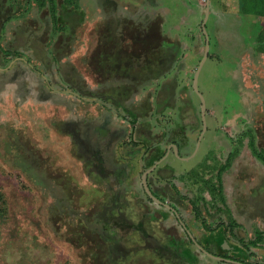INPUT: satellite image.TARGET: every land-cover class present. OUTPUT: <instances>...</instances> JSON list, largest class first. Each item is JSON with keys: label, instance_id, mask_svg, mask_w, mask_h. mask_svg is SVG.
Here are the masks:
<instances>
[{"label": "rangeland", "instance_id": "obj_1", "mask_svg": "<svg viewBox=\"0 0 264 264\" xmlns=\"http://www.w3.org/2000/svg\"><path fill=\"white\" fill-rule=\"evenodd\" d=\"M211 1L216 0H165L168 8L176 11L177 6L179 10L178 16L169 18L168 28L171 30L167 28V34L162 36L168 51L167 56L161 57L154 53L165 51V46L160 48V35L156 40L153 35H146L144 28H137L131 23L130 27H125L126 32L123 31L118 37L115 17L108 13L111 10L106 14L108 7H104L102 13L94 11L96 5L101 4L100 0H85L87 10L94 11L92 14L83 12L81 7L76 8V3L81 0H56L55 7L50 0H0V45L5 49L4 53L0 48V68L7 69L0 70V76L5 71L24 76L32 74L34 70L30 66L34 64L51 78L56 89L72 88L87 98L108 104L106 110L110 116H114L113 110H118L121 117L135 125L131 139L148 138L150 151L142 157L143 163L141 161L138 172L135 160L130 164L129 171L133 177L130 187L123 190L120 185L122 189H118V196L129 201V207L120 210L111 207L114 211L113 215L111 212L107 215L108 226L115 220L127 222L132 216H136L137 223L147 213L154 216L153 219L148 216L143 218L149 232L155 233L154 229H158L160 221L163 228L173 227L174 219L167 221L165 210L148 198L142 185L144 171L150 163L166 154L167 146L171 143L180 141L185 149L180 146L181 155H177L172 148L169 158L163 160L148 178L150 181L151 175L154 192L163 197L161 171H167L176 164L180 170L189 171V176L194 177L200 166L205 167L204 175L209 174L225 160L224 153L226 155L230 149V139L237 140L236 148H239L238 142L244 139L246 130H254L259 136L258 142L264 135V17L257 13L255 7L251 8L254 9L253 13H242L238 0H224L223 3L219 0V9L210 11L213 15L206 25L209 56L205 60L206 41L201 34V24L208 5L211 7ZM82 22L88 25L83 26ZM123 35L133 43H129ZM154 43L157 47L153 48L156 51L151 55L147 51ZM74 45L84 46V50L88 47L89 51L86 48L83 58L82 52L80 58L72 56ZM126 50L136 58L130 61L132 58L125 56ZM144 54H149L150 60ZM121 56L128 59L127 62H123ZM87 58L88 61L80 65L91 73L90 79L70 73V69L76 67L69 66L67 62L75 64ZM139 58L144 61H138ZM62 59L66 64H59ZM200 67L196 91L194 78ZM64 73L68 76L71 74L72 79H66ZM24 80L19 79L16 87L9 83L11 88L5 92L0 87V264H169L158 260V255L150 247H146L147 250L144 248L145 255L128 252L123 247L133 246L137 241L123 239L113 234L112 230L110 236L103 232L99 215L101 207L96 202L109 204L108 200L115 194V189L110 197V194L107 196L109 192L101 190V186L94 187L96 183H90L87 192L81 190L80 185H73V188L63 186V182L62 185L57 184L56 188L50 185L49 178L57 181L56 176L47 173L46 169L41 173L39 169L43 170L42 165H46L47 169H52L50 171L60 170L54 154L57 153L56 147L61 148L59 142L63 139L57 132L43 134L45 126V129L38 127L37 132L33 130L32 124L36 125L47 118L49 112L45 107L39 110L38 106L41 105L36 99L21 105L22 95L30 94L28 96L37 98L34 96L35 89L41 87L30 83V78ZM95 81L98 87L93 84ZM73 100L80 103L77 98ZM100 102L95 103L99 109L103 106ZM87 104L89 106V102ZM203 105L206 109L205 126L201 112ZM57 113L59 118L67 116L62 109ZM17 119L24 124L19 125ZM238 126L241 130L237 132ZM82 127L75 122L64 127L70 133H78V139L86 137L89 151L86 152L85 163L77 166L76 161H72L75 171L71 177L73 182L83 180L86 176L81 171L92 165L95 167L94 163L107 168L113 165L115 170L118 162L112 164L113 158H108L111 149L115 148L111 144L115 143L113 135H101L99 132L95 135V131L90 133L92 129L89 125L87 129ZM58 128L61 129V126ZM21 129L26 130L23 137L17 135ZM33 134L41 136L44 141L49 137L53 139L52 142L55 139L54 148L49 150L33 145L34 151H31ZM246 141L244 139V145ZM89 145L95 147L94 150L101 147L102 155L98 152L93 158L94 150H90ZM244 145L241 144V147ZM197 147L200 154L192 158ZM249 148L255 151L254 146L249 145ZM18 150L24 155L21 161L15 159ZM185 153L189 154L190 159L181 161ZM206 155L207 164L203 163ZM253 157L257 158L255 154ZM16 162L29 174L19 173ZM60 162L64 163L62 160ZM116 172V177H119L121 172ZM99 177L91 176L88 179L97 180ZM209 178L204 180L206 187H210L212 182ZM31 179H36L41 185L38 186ZM193 182L191 180L189 186L183 189L185 196L191 199L195 194L203 195L200 191L203 185L191 186ZM211 210L214 212L216 209ZM205 216H210V213ZM174 226L177 228L178 224ZM116 244L123 246L115 248ZM190 245L195 248V245ZM213 249L215 253L231 255L239 260H252L238 246H232L229 242L225 244L223 240L213 244ZM207 256L200 254L203 264L222 263Z\"/></svg>", "mask_w": 264, "mask_h": 264}, {"label": "crops", "instance_id": "obj_2", "mask_svg": "<svg viewBox=\"0 0 264 264\" xmlns=\"http://www.w3.org/2000/svg\"><path fill=\"white\" fill-rule=\"evenodd\" d=\"M100 1H101V4L96 5V10L94 11L95 13L96 12L102 13L103 8L108 7L109 9L106 10L105 12L106 14L109 10H111L108 13L111 14L113 18L115 17V20L117 21V22L115 21V24H117V27L119 28L118 37H119V34L122 35V32L125 31V27L127 26L130 27V24L132 23L137 28H141V27L144 28V31L146 30L144 33H146V35H149V34L153 35V38L156 40L158 38L157 36L160 35V38H159V41L161 42L160 48L165 46L164 50L166 52L162 50L163 52L161 51L162 52L161 54L159 52H154V53L155 55L159 54L161 57L167 56L168 45L166 42L162 41L163 39L162 36L167 34L166 30L169 26V22H170L169 18H173L174 15L178 16L177 6H176V11H173L167 7L165 0H126V1L100 0ZM208 2H210V0ZM79 7H81L83 12L86 11L87 14H92V12L94 13L92 9L87 10L86 8L87 4L85 3V0H81L80 3L78 2L76 3V8H79ZM207 8H209V10L211 11L209 5ZM212 15L210 12L209 17ZM207 23H208V20H207ZM82 25L86 26L88 24H85L84 22H82ZM82 25H81V28L83 27ZM168 29L171 30V28H168ZM151 30H153L154 32H150ZM201 30H202L201 34L205 38L206 47H207V39H206V35L204 32V28H203V23L201 24ZM123 37L125 38L126 35H123ZM126 40L129 43H131V40L128 39L127 37H126ZM2 47L3 46L0 45V48L4 52L5 49H3ZM154 47H157L155 43L154 45L150 44L149 50L147 52H149V54L152 55L153 51H156L155 49H153ZM82 48H84V46L79 47L78 45L77 46L74 45V52L72 51L73 52L72 56L75 55L76 57L79 56L80 58L81 57L80 55L82 52L81 58H83V56L85 55L84 53L86 52V48H87V51H89V49L88 47H85V50ZM205 52H206V49H205ZM132 54H135V53H132ZM149 54H144L143 56L144 57L147 56L148 60H150ZM125 56L126 57L130 56L132 58L130 61L136 58L134 57L135 55L132 56L128 50H126ZM63 59H67V57H64ZM63 59L62 61H60L59 63L60 65L66 64V63H63ZM88 59L89 58L85 60L82 59V61L75 62V64L66 61L69 66L74 65L76 67V68L74 67L75 69H70V73L79 75L81 78L90 79L91 73L80 65L81 62L86 63L85 61L86 60L88 61ZM121 59H123V62H127L128 60V59H125L123 56H121ZM138 61H144V60H141L139 58ZM30 68L35 71V74L33 73L34 71H32V74L24 76L16 72L5 71V74L4 75L1 74L2 76H0L1 78L0 87L5 92V90L11 88L9 87V83L11 84V86L14 85V87H16L17 83L20 82L21 80L24 82L25 78H30L31 79L30 83L36 86L38 85L41 86L35 89L34 96L36 95L37 98H32V96H28L30 94L25 95V96L22 95L21 105L24 106L25 104L29 103L30 100H34V99L38 100L39 102L38 104L41 105V106H38V109L42 110L43 108L41 107L47 108L49 115L47 118H43L41 121H38L36 125L35 123L32 124V126L34 127L33 130L37 132L36 129L38 127L42 126L41 128H44L45 126L46 131L43 132V134L46 132L50 133V131H53V133L57 132L61 136L63 141L59 142V146L61 148L56 147V151L57 153L59 152V155L57 156V153L54 154V158H56V163L59 164L60 170L50 171L52 169L49 170L47 169L46 165H42L43 170L39 169V171L41 173H44V169H46L47 173L49 174L51 173L53 176H56L55 179H57V181L59 182L55 181L54 179L51 180L50 178L48 180L50 185H52L54 188L57 187V184L62 185L61 183L63 182V186L67 185L72 188H73V185H80L79 188L87 192L89 184L96 183L94 184V187L98 188L99 186H101V190L102 191L105 190L106 193L109 192L107 196L110 194V197L112 195V190L115 189V194L113 193L112 198L108 200L109 204L103 201L96 202V204H99L97 206L101 207V212L99 215L101 218L100 225L102 227V230L104 233H107L110 236L111 235L110 234L111 225L110 226L107 225L108 223L107 215H109L108 214L109 212H111V214L113 215L114 209L111 207H114V208L116 207L118 208V210H120L121 208L129 207V201H127L126 199L123 200L118 196L117 194L119 191L118 189H122L120 185L123 187V190L130 187L129 184L133 178L130 175L131 171H129V169L131 168L130 164L133 162V160H135V168L138 172V168L141 165V161L143 163L142 157H145V154H147V152L150 151L148 150L149 149L148 138L143 135L145 138H142V140L134 139L136 141V143H134L133 142L134 140L131 139V136L133 134L135 125L131 124L129 122L130 120H126L125 117H121L122 115L118 112V110L116 109L115 111L113 110L114 116H110V112L106 110L108 109V107L103 105L100 101L87 98L86 95H84L81 92L76 93L72 88L65 89V90L56 89L53 86L51 78H48L47 75L41 72V70H39L36 65L32 64ZM123 68L126 69L125 66ZM0 70H7V69L0 68ZM94 74L97 75L98 73L94 72ZM63 75L66 79H70V78L72 79L73 77L71 74L70 76H68V74L66 73H64ZM93 84H95L96 87L99 86L97 81H95ZM126 85H128V83H126ZM7 95H9V93ZM74 98H77L80 101V103H75V101L73 100ZM81 99L84 100V102L81 101ZM88 102H89V106L87 104ZM99 102L103 105L101 107V109L103 110L99 109V107H97V105L95 104ZM61 109L64 110L65 115L67 114L66 118H59V114L57 113V111ZM76 110H77V113H76ZM115 112L119 116L116 115ZM120 118H123V119H120ZM256 119L257 118H254V120ZM16 122L19 123V125L24 124V122H22L21 119H17ZM61 122L63 124L59 125L58 123H61ZM73 122L79 125H82L83 127H86V129L89 125L92 129L90 133L95 131L94 133L95 135L97 132H99L101 133V135H106V134H110L111 136L113 135L112 139H114L115 137V143H111L112 145L115 146V148L113 150L111 149V152L108 155L109 159L113 158L112 164L114 161H118L117 164H115V170H113V165H111L110 168H107V167H104L103 165H100V164L96 165V163H94L95 167H93L92 165V167H89V169H85V171H81L82 172L81 174L82 175L84 174L87 178L83 177V180H81L80 182H73L71 177H72V174L75 173V171H73L74 166H72V161L75 160L77 166L82 163H85L84 159L86 160L87 158L86 152L88 151L87 142L85 140L86 137L78 139L77 137L78 133H70L69 131H67L68 129L64 128L69 123H73ZM60 126L62 130L58 128ZM239 129L241 130V127L238 126L237 132L239 131ZM24 131L26 130L21 129L19 132L20 134L18 133L17 135H19L20 137H23ZM59 131L61 132L64 131V133H59ZM261 136L262 138L260 139L261 140L260 142H258L259 136H257L256 138L257 146L259 148L264 149V135H261ZM31 138H32L30 141L32 144L30 146V148H32L30 149L31 151H34L33 145L42 146L49 150L54 148L55 139H54V142H52L51 140L53 139H50L49 137L47 141H44L42 140L41 136L37 137L36 134L31 135ZM243 138L246 139V137H243ZM244 139H242L241 141L242 146L244 145L243 144ZM197 140H198V137H197ZM197 140H196V143H197ZM199 140H200V137H199ZM248 141L249 139H247L244 147H241V145H239L241 149L239 150L238 157L232 162V164L229 167L225 169H223V167L226 165L228 161V157L230 156L233 149H237L236 148L237 146L235 145L233 146V143H231V139L229 142L230 149L226 152V155L224 153L225 160L220 162L221 165L219 167H214V169L209 174L207 173L206 175H204L205 173L203 169L205 167L203 168L200 166L197 169L198 172L194 173L195 174L194 177L191 175L189 176V173H188L189 171L180 170V168H178L176 164L172 165L169 170L167 171L164 170L160 172L161 173V183L163 186V189L161 191L163 192L165 196L163 197L159 194L157 195V193L156 195L161 197L162 199L164 198L168 203H170L173 206L175 211L171 210L167 206L165 208L161 206L162 209L165 210L164 214L166 216L167 221L170 219H174L173 227L167 228L170 226H166L163 228L161 227L162 222L160 221V223L157 224L158 229L157 230L154 229L155 233L154 232L152 233V232H149L150 229H148L147 223H145L143 218H146V216H148L153 219L154 216L152 217L150 216V214L146 213L144 216H142V218L138 219L137 223L135 222L136 216L134 217L132 216L131 219L130 218L128 219V222L137 224L138 226H140L141 224L144 225V226L141 225L142 227L138 228V230H141L144 236L148 234L152 235L153 238H155V240L157 241V243H159V245L164 251H162L163 253L160 251L156 252V254L159 257L157 258L158 260H163L164 262L169 263V264H182V263L177 262V260L172 259L173 257L172 249L175 248L176 250L177 248L178 250L177 252L181 253L183 249L186 251V249L188 248V249L193 250L195 254L194 256L191 257L187 254V251H186V256L190 258L189 264H203L201 262L200 254L206 255V256L207 254L201 252L199 250V246L197 245L201 243L202 245L201 244L200 245L201 246L204 245L205 250L207 248L211 250L213 253H215L213 249V244L223 240L225 241V244H228L229 242L231 243L232 246L236 245L239 247V249L244 251L250 258H252V260H250L249 262L253 264H264V243L260 247L245 248L239 243V241L235 237L237 236V238L254 239L256 237V231H260L264 233V164L257 158L253 157V153L248 146ZM174 144L178 145L179 147V151L178 153L176 152V154L181 155L180 146L182 147L183 145L182 143H180V141H176L175 143H171L170 145L167 146L168 148L166 152L167 155L169 154L172 148L174 152L176 151L174 148ZM22 146H25V144H23ZM89 148L90 150H94L95 147H91L89 145ZM182 148L184 150L185 146H183ZM101 150H102L101 147H97L94 150V152H92V157L94 158L98 152H99V155H102ZM112 151H113V154H112ZM186 151L191 152L189 150H186ZM61 153H62V156L60 155ZM199 154H200V148L197 147V151L195 155L192 156V158H197ZM22 155L23 154H20L19 150L16 151L15 159L17 161L18 160L21 161L22 158L24 157V155L23 156ZM25 155L28 156L27 154ZM188 155H189L188 153H185L181 161H187L188 159H190ZM169 156L170 154L166 156L167 159L169 158ZM38 157L40 159H43L39 155ZM101 157L102 156H99V158ZM207 158L208 156L206 155L204 157L205 161L203 163H206V164L208 163ZM40 159H39V162L41 161ZM68 159H70L71 162ZM61 160L64 163L60 162ZM15 164L17 167V171L20 170L18 171L19 173L29 174L26 171V169L23 166H21V164L19 165L18 162H16ZM151 164L152 163H150L149 168H147L146 170L152 167L153 164L152 165ZM200 164L201 163L199 162L198 165ZM79 167H76V168L78 169ZM64 169H66V171ZM106 169H108V171H106ZM115 171H117L118 173L121 172V174L124 175V179L121 180V183H119L120 182L118 180L119 177L115 179ZM57 176L59 177L57 178ZM91 176H96V177L101 176V177H99V179L97 180L88 179V177H91ZM206 177L208 178L210 177L209 179H210V182L212 181L211 182L212 184L220 185L219 186L220 191L224 197L223 202L219 198L220 194H218L217 200L213 198V193L209 189V188H212V185H210V187L204 186L205 184L204 180ZM191 180H194V182L191 183V186H195L197 184L203 185L202 188H200V191L201 193H203V195L196 196L197 194H195L194 196L195 199L193 198L194 201H196L200 209L199 216H197V214L195 213L193 204L191 202V198L186 197L185 194L183 193L184 187L186 186L188 187ZM32 181L34 183L36 182L38 186L41 185L40 182L36 181V179L35 181L34 180ZM115 183L117 184L116 187H115ZM150 183H152L151 175H150ZM142 185H143V178H142ZM144 190H145V187H144ZM174 190L178 195L174 192ZM145 193L148 196V198L151 200L152 198L147 194L146 190H145ZM107 196L105 197L107 198ZM116 203L118 205L119 203H121L120 204L121 206L120 205L115 206ZM124 203H127V205L124 206ZM156 203L159 204L158 202ZM108 205H111V206H108ZM213 208L216 209L214 212L211 210ZM206 213L207 214L210 213L211 217L205 216ZM231 217L239 225L235 227L234 229L229 226V221ZM115 219H117L116 216H115ZM181 219H183L184 222L186 221L193 235L200 242V243L196 242L198 243L197 245L192 243V245H195V248H192V246L190 245L191 242L186 240V233L184 229L182 228L183 226L179 222ZM110 220H112V218H110ZM110 220H109V223H110ZM128 222H124V223L130 224ZM175 224L176 226L178 224L177 228L174 226ZM136 232L137 230L132 231V234H129V233H126V234L115 233V234L119 235L123 239H132L136 241V238L134 237L135 235L134 233ZM127 248L129 249L128 252L132 251L131 253H134V254L144 253L143 255H145L144 248L147 250L144 243L138 246L137 242H135L133 246H130V245L127 246ZM166 250L167 251L169 250V252H166ZM207 257L213 260H219V259H215L211 257L210 255H208ZM226 259L237 261L232 258H226ZM219 261L222 262L221 264H235V263H229L223 260H219Z\"/></svg>", "mask_w": 264, "mask_h": 264}, {"label": "trees", "instance_id": "obj_3", "mask_svg": "<svg viewBox=\"0 0 264 264\" xmlns=\"http://www.w3.org/2000/svg\"><path fill=\"white\" fill-rule=\"evenodd\" d=\"M51 2H52V4H53V7H55L54 5H55V2H56V0H50ZM224 2V0H221V2ZM239 2H238V5H241V8H240V10L242 11V13L244 12V13H247V12H249L250 11V13H253V11H254V9H251V8H253V7H255L256 9H257V13L258 14H260V15H262V17H264V0H238ZM222 2V3H223ZM256 3V4H255ZM219 0H216V1H214V2H212L211 1V10H213V9H219ZM255 4V5H254ZM251 9V10H250ZM261 49H262V47H261ZM246 133V135H244V137H246V139H249V141H248V146L250 145V146H254L255 147V151H252V153L253 154H255L256 155V157H257V159L258 160H260L263 164H264V149L263 148H259L258 146H257V134H255V131L254 130H252L251 128L250 129H248V130H246V132H244V134ZM249 134V135H248ZM250 135H251V137H253V138H251L250 137ZM237 140H234V139H231V142L233 143V146L235 145L236 146V144H237V142H236ZM239 144L241 145L242 143H241V141H239ZM239 150H240V147L239 148H237V149H233V151L231 152V154H230V156L228 157V161H227V163H226V165L223 167V169H225V168H227V167H229L231 164H232V162L238 157V155H239ZM152 164H154V162L152 163ZM151 164V165H152ZM210 185H212V188H209L210 189V191H212V193H213V198H215V200H217V198H218V194H220L219 195V198L221 199V201L223 202V200H224V197H223V195L221 194V191H220V185H218V184H210ZM192 202V204H193V207H194V210H195V213L197 214V216H199L200 215V209H199V207H198V205H197V203H196V201H194V200H192L191 201ZM229 226L231 227V228H235V227H237V226H239L238 224H237V222L234 220V219H232V217L230 218V221H229ZM235 235V234H234ZM236 237V239L239 241V243L243 246V247H245V248H251V247H260V246H262L263 245V243H264V233L263 232H260V231H256V237L254 238V239H244V238H237V236H235ZM200 243V242H199ZM201 244V243H200ZM202 245V244H201ZM204 246V245H203ZM188 249V248H187ZM186 249V251H187V254L189 255V256H194L195 254H194V252H193V250H191V249H188L187 250ZM206 250L207 251H209V252H211V253H213L211 250H209V249H207L206 248ZM214 255H217V256H221V257H224V258H232V259H235V260H237V261H241V262H243V263H245V264H253V263H248V262H246V261H244V260H239V259H237V258H235V257H232L231 255H227V254H218V253H213ZM193 262V261H192Z\"/></svg>", "mask_w": 264, "mask_h": 264}, {"label": "flooded vegetation", "instance_id": "obj_4", "mask_svg": "<svg viewBox=\"0 0 264 264\" xmlns=\"http://www.w3.org/2000/svg\"><path fill=\"white\" fill-rule=\"evenodd\" d=\"M102 104L103 105H105L106 107H108L109 105L108 104H104L103 102H102ZM202 122H203V120H202ZM204 125V124H203ZM88 140H89V138H88ZM169 155V154H168ZM167 155V153L162 157V158H160L159 160H157V161H155L154 162V164L153 165H155V164H157V166H156V168H155V170L156 169H158V166L160 165V163L164 160H166L167 159V157L166 156H168ZM98 159V158H97ZM144 159V158H143ZM152 165V166H153ZM154 170V171H155ZM153 172V171H152ZM151 172V173H152ZM151 173H149V174H151ZM149 174H148V178H149ZM118 178V176L116 177V175H115V179H117ZM122 179H124V175L123 174H121L120 173V176H119V178H118V180L120 181L119 183H121V180ZM117 180V181H118ZM149 180V179H148ZM149 183V187H150V189L152 190V192L156 195V193L154 192V189H153V185H152V183H150V181H148ZM143 185H144V183H143ZM145 187V186H144ZM157 196V195H156ZM158 198H160L161 199V201H162V204L161 203H159L160 204V206H162V207H166V204L167 205H169V206H171V207H173L170 203H168L164 198L162 199L161 197H159V196H157ZM194 199H195V197H194ZM193 198L191 199V201L192 200H194ZM117 200V199H116ZM153 200V199H152ZM154 201V200H153ZM175 203V202H174ZM115 206H119L117 203L115 204ZM113 223L111 224V226H110V228H111V230L113 231V233L115 234V233H121V234H126V233H129V234H132V231H136L137 230V232L136 233H134L135 235H134V237L136 238V241H137V245L138 246H140V244H145V246L146 247H150V248H155L154 249V251L155 252H162V251H164L162 248H161V246L159 245V243H157V241L155 240V238H153V236L152 235H150V234H148V235H146V236H144V234H142V231L141 230H138V228H140V227H142V226H144V225H140V226H138L137 224H133V223H131V222H128V223H130V224H126V223H124V222H116V220L115 221H112ZM180 224L183 226L182 228L184 229V231H185V233H186V240H188V241H190L191 242V244L193 243V244H198L199 243V241L197 240V238H195V236L193 235V233H192V231L190 230V228H189V226H188V224L186 223V222H184V220L183 219H181L180 221ZM136 225L138 226V227H136ZM129 226V227H128ZM193 238H195L196 239V241H194L193 240ZM141 241H142V243H141ZM196 242H198V243H196ZM118 245V244H117ZM116 245V247L115 248H120V247H122L123 245H119V246H117ZM198 246V245H197ZM204 249H205V247L204 246H202ZM198 248V247H197ZM123 249H127V251L129 250L127 247H123ZM199 250L201 251V252H203V253H205L203 250H201L200 248H199ZM172 251H173V253H172V259H174V260H177V262H179V263H182V264H189V259L190 258H188L187 256H186V251L183 249L182 250V252L181 253H179V252H177L178 250H177V248H176V250H175V248L174 249H172ZM166 252H169V250L167 251L166 250ZM195 252H196V250H195ZM163 253V252H162ZM171 253V252H170ZM179 253V254H178ZM171 255V254H170Z\"/></svg>", "mask_w": 264, "mask_h": 264}, {"label": "water", "instance_id": "obj_5", "mask_svg": "<svg viewBox=\"0 0 264 264\" xmlns=\"http://www.w3.org/2000/svg\"><path fill=\"white\" fill-rule=\"evenodd\" d=\"M209 1V0H208ZM210 15V10L209 8H207L206 10V16H205V19H204V22H203V28H204V32H205V35H206V39H207V47H206V52H205V55H204V59L206 60L209 56V37H208V34H207V31H206V23H207V20H208V17ZM200 68H198V70L196 71V74H195V78H194V87L196 89V91H198V78H199V72H200ZM202 114H203V124L204 126L206 125V121H205V118H206V109H205V106L203 105L202 107ZM206 128V127H205ZM200 144V142H199ZM174 148L176 150V152L178 153L179 151V147L178 145L174 144ZM158 164V163H157ZM157 164H155L154 166H152L150 169L146 170L145 173L143 174L142 178H143V183H144V186H145V190L147 192V194L156 202L158 203H161L162 204V201L160 198H158L153 192L152 190L150 189L149 187V180H148V174L151 173L152 171L155 170ZM167 207H169L171 210L175 211L173 207L169 206L166 204ZM194 241H196L195 238H193ZM199 248L201 250H203L206 254L210 255L211 257L215 258V259H219V260H223V261H227L229 263H235V264H244L242 262H239V261H234V260H231V259H226L224 257H221V256H216V255H213L212 253L208 252L207 250H205L200 244H198Z\"/></svg>", "mask_w": 264, "mask_h": 264}]
</instances>
